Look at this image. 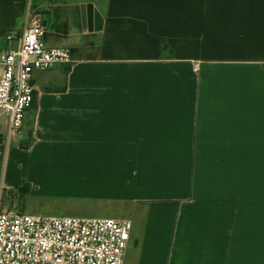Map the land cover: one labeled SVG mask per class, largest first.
<instances>
[{"label": "crops", "instance_id": "1", "mask_svg": "<svg viewBox=\"0 0 264 264\" xmlns=\"http://www.w3.org/2000/svg\"><path fill=\"white\" fill-rule=\"evenodd\" d=\"M36 18L72 62L32 73L19 135L0 118V200L73 159L138 220L124 264H264V0H0V50Z\"/></svg>", "mask_w": 264, "mask_h": 264}, {"label": "built area", "instance_id": "2", "mask_svg": "<svg viewBox=\"0 0 264 264\" xmlns=\"http://www.w3.org/2000/svg\"><path fill=\"white\" fill-rule=\"evenodd\" d=\"M38 18L9 31L0 50V118L19 135L33 102L34 71L72 62L68 47H47ZM130 218L41 215L0 209V264H124Z\"/></svg>", "mask_w": 264, "mask_h": 264}, {"label": "rangeland", "instance_id": "3", "mask_svg": "<svg viewBox=\"0 0 264 264\" xmlns=\"http://www.w3.org/2000/svg\"><path fill=\"white\" fill-rule=\"evenodd\" d=\"M68 64L62 65L55 73L52 83L61 85L63 75ZM60 162H50L40 172L37 186L31 187L27 193L18 197L16 194L5 192L1 195L0 209L18 213H31L41 215H67V216H95L132 218L127 210L117 204L111 209H99L102 202H94L84 188V181L74 169L75 161L67 159ZM97 201V200H96ZM129 208V206H126ZM136 222V218L133 219Z\"/></svg>", "mask_w": 264, "mask_h": 264}, {"label": "water", "instance_id": "4", "mask_svg": "<svg viewBox=\"0 0 264 264\" xmlns=\"http://www.w3.org/2000/svg\"><path fill=\"white\" fill-rule=\"evenodd\" d=\"M81 10V23L88 31H99L102 27V18L90 3L83 5ZM85 8V9H84Z\"/></svg>", "mask_w": 264, "mask_h": 264}, {"label": "trees", "instance_id": "5", "mask_svg": "<svg viewBox=\"0 0 264 264\" xmlns=\"http://www.w3.org/2000/svg\"><path fill=\"white\" fill-rule=\"evenodd\" d=\"M160 45L162 48H165V43L162 41L160 42ZM34 106V103L32 102L31 107ZM29 190V185L27 183H23L18 190H16L15 192L13 191H8V193H13L16 194L18 197L23 196L25 193H27Z\"/></svg>", "mask_w": 264, "mask_h": 264}]
</instances>
